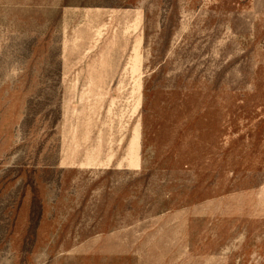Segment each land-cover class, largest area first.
Wrapping results in <instances>:
<instances>
[{"label":"rangeland","instance_id":"374dc122","mask_svg":"<svg viewBox=\"0 0 264 264\" xmlns=\"http://www.w3.org/2000/svg\"><path fill=\"white\" fill-rule=\"evenodd\" d=\"M0 264H264V0H0Z\"/></svg>","mask_w":264,"mask_h":264}]
</instances>
